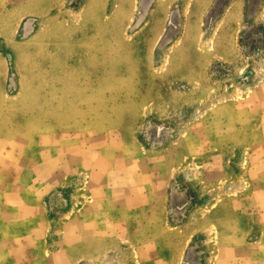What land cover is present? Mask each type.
I'll list each match as a JSON object with an SVG mask.
<instances>
[{
	"label": "rangeland",
	"instance_id": "1",
	"mask_svg": "<svg viewBox=\"0 0 264 264\" xmlns=\"http://www.w3.org/2000/svg\"><path fill=\"white\" fill-rule=\"evenodd\" d=\"M262 116L264 0L0 1V140L21 147L26 167H39L40 150L56 147L51 142L79 155L85 145L100 147L106 163L120 144L134 167L141 158L172 181L174 224L214 208L188 236L210 223L221 234L241 227L257 235V189L247 170L264 156ZM21 161L12 155L7 163ZM81 178L85 197L76 210L93 204L90 179ZM199 236L187 264L200 263ZM147 240L143 234L137 243ZM131 254L125 259L138 262ZM167 254L153 252L151 264ZM118 259L109 254L107 264Z\"/></svg>",
	"mask_w": 264,
	"mask_h": 264
},
{
	"label": "crops",
	"instance_id": "2",
	"mask_svg": "<svg viewBox=\"0 0 264 264\" xmlns=\"http://www.w3.org/2000/svg\"><path fill=\"white\" fill-rule=\"evenodd\" d=\"M261 118L264 125V116ZM64 144L51 142L50 146L56 147L40 150L39 167H26L21 147L15 151L0 140V264H107L109 254L119 257L122 264H151L149 257L156 251L168 253L161 264H187L186 256L198 245L199 235L204 248L199 264H264V156L260 162L250 163L247 170L257 189L258 234L241 227L221 234L216 224L210 223L203 234L195 231L188 236L191 226L209 220L214 208L188 212L183 221L174 224L169 207L172 181L157 176L159 167H147L141 158L135 160L138 167H134L133 155L120 144L113 147V161L107 163L100 147L85 145L79 155L63 150ZM262 150L264 154V144L259 152ZM12 155L22 161L9 167L7 160ZM250 155L253 158L254 154ZM59 158L63 162L58 163ZM75 163L80 165L75 167ZM81 176L90 179L88 195L93 204L76 210L75 205L85 197ZM214 200L209 197V202ZM106 201L116 202L105 208L112 216L103 214ZM76 220L81 224L76 238L71 239ZM59 224L64 226L61 232ZM143 234L149 240L138 244L137 238ZM173 237L178 238L176 246L171 245ZM124 239L130 248L121 243ZM58 240L70 246L60 249ZM159 241L162 247L157 245ZM131 251L136 252L138 262L125 259V253L133 257ZM213 255H218L215 262Z\"/></svg>",
	"mask_w": 264,
	"mask_h": 264
}]
</instances>
